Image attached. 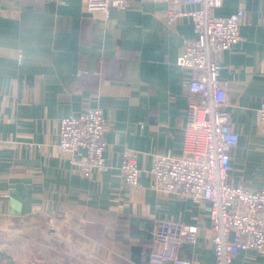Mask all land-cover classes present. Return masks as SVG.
Instances as JSON below:
<instances>
[{
  "label": "crops",
  "instance_id": "obj_1",
  "mask_svg": "<svg viewBox=\"0 0 264 264\" xmlns=\"http://www.w3.org/2000/svg\"><path fill=\"white\" fill-rule=\"evenodd\" d=\"M126 1L104 15L84 11L82 0H0V220H43L50 260L102 264H151L158 221L184 223L198 227V243H183L179 255L216 264L207 206L154 191L149 174L159 155L185 148L190 74L177 60L196 38L193 21L168 25L166 4ZM240 1L224 0L214 16L233 15ZM246 2L244 41L222 55L239 134L229 181L264 191V0ZM89 109L108 120L111 168L85 178L57 146L61 119ZM126 149L138 152L136 188L119 170ZM16 232L11 239L26 246ZM234 264H264V256L240 251Z\"/></svg>",
  "mask_w": 264,
  "mask_h": 264
},
{
  "label": "built area",
  "instance_id": "obj_2",
  "mask_svg": "<svg viewBox=\"0 0 264 264\" xmlns=\"http://www.w3.org/2000/svg\"><path fill=\"white\" fill-rule=\"evenodd\" d=\"M153 1L167 5L164 18L168 25L190 18L196 38L184 41L177 60V65L190 74L186 84L191 101L186 109L185 148L181 156L167 152L156 158L149 171L151 188L207 206L216 264H234L240 251L253 250L264 256V191L235 186L229 181L231 151L239 143V134L232 125L228 86L221 76L222 55L244 41L247 2L241 0L233 15L218 18L214 11L223 7L224 0ZM127 5L126 0H82L84 11L104 15L111 8L123 9ZM107 125L99 109L60 121L58 150L69 156L85 178L107 173L111 168L105 158ZM258 127L264 133V103L258 110ZM119 170L128 188L138 187L142 173L138 152L126 149ZM198 233L197 226L159 220L150 263L191 264L179 255V249L183 243L197 244Z\"/></svg>",
  "mask_w": 264,
  "mask_h": 264
},
{
  "label": "rangeland",
  "instance_id": "obj_3",
  "mask_svg": "<svg viewBox=\"0 0 264 264\" xmlns=\"http://www.w3.org/2000/svg\"><path fill=\"white\" fill-rule=\"evenodd\" d=\"M107 129H108V125L105 126V134ZM104 139H105V135H104ZM53 219L54 218L50 219V221H53ZM50 221L48 220V222ZM45 224L46 222L43 220L40 219L35 220L30 218H27L19 222L18 224L16 223L6 224V222L0 220V229H2V232L0 234V250H2L4 253L10 255L12 254L18 257V261L21 262L20 264L23 263L43 264V262H49L50 259L43 252V248L47 245V242L42 239V236L40 234V229L42 227H46ZM10 231H17L16 237L24 241L23 243H27L24 244L26 246H21L20 241L17 242L12 240L11 239L12 235ZM70 261H71L70 264H79L76 261L73 260ZM1 263L7 264L6 262H0V264ZM60 264H67V263L62 261Z\"/></svg>",
  "mask_w": 264,
  "mask_h": 264
},
{
  "label": "water",
  "instance_id": "obj_4",
  "mask_svg": "<svg viewBox=\"0 0 264 264\" xmlns=\"http://www.w3.org/2000/svg\"><path fill=\"white\" fill-rule=\"evenodd\" d=\"M60 261L61 260L58 258H53L49 262H43V264H60ZM0 262H6L7 264H20L21 263L20 261H18V257L12 254L10 255V254L4 253L2 250H0ZM70 262L71 261H69L67 264H70ZM77 263L79 264H102L100 261L95 260V259L77 261ZM23 264H26V263H23Z\"/></svg>",
  "mask_w": 264,
  "mask_h": 264
}]
</instances>
